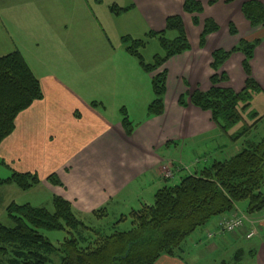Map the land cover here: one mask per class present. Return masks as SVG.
Masks as SVG:
<instances>
[{
    "label": "crops",
    "instance_id": "crops-1",
    "mask_svg": "<svg viewBox=\"0 0 264 264\" xmlns=\"http://www.w3.org/2000/svg\"><path fill=\"white\" fill-rule=\"evenodd\" d=\"M91 1L0 0V42H8V37L12 51L20 50L33 71L26 50L31 52L34 46L25 49L20 44V37L29 34L42 36L46 40L45 46L54 52L61 49L82 52L77 44L78 39L84 35L98 37L101 31V24L90 8ZM94 1L95 5L106 3L109 7L118 2ZM176 1L178 5L174 12H179L183 0ZM259 1L264 3V0ZM120 6L133 7L121 15L111 11L105 13L103 10L104 17L107 19L111 15L121 19L132 11H138V15L132 17L137 20L142 16L143 22L152 30L163 25L162 18L157 23L159 12L154 0H135ZM239 6L240 3H237L239 33L235 36L230 33L228 26V21L233 18V7L231 10L226 7L219 14L216 12L217 6L205 9V16L214 18L220 29L207 36L204 47H200L202 25H193L191 15L183 14L192 48L172 57L165 64L167 91L164 112L159 116L146 115L135 124V131L130 136L121 121H111L106 116L108 111L104 101H98L96 95L85 92L89 89H80L71 83L69 77L61 76L56 71L46 70L40 75L34 71L41 82L44 96L18 115L15 130L0 144L1 172L5 173L0 174V177L7 178L14 171L37 173L41 185L47 187L52 197H63L72 202L77 210L90 213L117 198L130 200L138 196L143 199V203L150 204L153 199L143 197L141 189L147 188L155 196L156 191L167 181L169 172H172L171 177L174 175L172 180L178 182L174 173L181 170L180 165L189 168L188 173H192L215 160L234 155L242 147L241 140L233 142L224 139V133L213 121L210 111L190 103L187 107L181 106L179 99L187 92L196 89L208 91L211 88L214 51L232 50L241 39L256 38H260L261 42L255 49L251 69L261 91L254 95L253 100L256 96H264V25L253 27L238 12ZM68 38H72V41ZM69 41L75 44L69 47ZM35 43L39 47L40 42ZM94 49H97L95 53H99L101 47ZM108 52L107 58L110 60ZM121 58H124L123 55ZM99 59L97 55L93 63L99 64ZM244 59L242 52H235L224 64L222 70L228 74L229 82L223 83V86L231 87L236 92L244 89L247 78L243 68ZM50 67L54 68L52 65ZM95 102L98 105H93ZM187 144L193 147V153L199 157L190 167L172 158L169 153L172 146L180 148ZM207 148L211 151L208 152ZM166 149L167 155L164 153ZM199 160H203L205 165L198 168L195 165ZM52 174L58 176L61 185L49 182L48 178ZM128 190H131L130 195H126ZM262 191L264 193V187ZM235 213H238L237 210L224 217H232ZM251 217L254 225L247 223L244 233L234 236L221 231L218 222L223 217H215L187 240L184 259L163 255L156 264H197L189 260L195 256V249L201 252V247L214 250L220 249V246L226 247L228 251L239 248L254 251V256L248 257L246 264H264V209ZM252 228L256 234L248 239L247 232ZM242 238L256 239L246 245Z\"/></svg>",
    "mask_w": 264,
    "mask_h": 264
},
{
    "label": "trees",
    "instance_id": "trees-1",
    "mask_svg": "<svg viewBox=\"0 0 264 264\" xmlns=\"http://www.w3.org/2000/svg\"><path fill=\"white\" fill-rule=\"evenodd\" d=\"M216 1L210 0V3ZM132 7L114 3L110 11L121 15ZM184 10L193 16L195 25L201 24L199 16L204 8L199 0H185ZM242 10L253 27L264 25L263 2H246ZM219 29L213 19L205 20L200 47L205 46L209 34ZM169 31L176 32L175 38L166 36ZM230 33L234 36L239 33L233 23L230 24ZM147 38H157L165 52L164 55L156 54L151 63L145 61L141 52L147 45L146 40L125 35L123 41L127 52L136 56L143 69L152 76L154 99L147 114L152 117L161 115L165 109V64L192 46L180 15L168 17L166 30H151ZM260 42V38L241 39L232 50L214 51L211 88L187 92L179 99L181 106L187 107L190 103L210 111L213 121L231 141L241 140L242 147L238 152L182 175L178 182H172L174 175L167 177L152 203L131 210L132 225L125 230H120L119 226L129 218L126 214L121 213L119 219L105 223L110 216L112 200L88 214L76 211L70 201L60 196L52 197L53 210L12 202L7 207V214L13 225L0 223V264H156L163 255L184 259L190 236L215 217L235 212L241 200H248V214L262 211L264 134L256 131L264 114L249 110L254 95L261 91L251 69ZM235 52L245 55L243 68L247 78L240 92L223 86L229 82V76L222 68ZM43 96L41 82L20 50L0 56V144L15 130L18 115ZM121 122L127 135H132L137 125L127 115ZM241 122L237 131L230 133ZM179 167L183 169L181 165ZM48 180L54 185L62 184L56 174L49 176ZM40 183L39 175L32 172L14 171L7 178L0 177V186L15 184L22 190ZM46 231H64L67 235L61 243H55L44 233ZM253 256L254 251L239 248L229 264H243L244 259Z\"/></svg>",
    "mask_w": 264,
    "mask_h": 264
},
{
    "label": "rangeland",
    "instance_id": "rangeland-1",
    "mask_svg": "<svg viewBox=\"0 0 264 264\" xmlns=\"http://www.w3.org/2000/svg\"><path fill=\"white\" fill-rule=\"evenodd\" d=\"M115 1H118V5H127L128 3H132L135 0ZM199 1L202 3L204 8L202 14H200L199 16L201 22L200 25H202V28L204 27V22L207 19H213L219 25V23L214 18L205 16V9L217 6L216 12L219 14L221 11H224V8L229 7L231 10L233 7V18L228 21V26L230 29L231 23L235 24L237 28L239 27L236 20L237 3H240V10H238V12L245 16L242 7L244 3L252 0H217L213 4L210 3V0ZM94 2V0L91 1L90 8L94 12L93 16L97 17L98 22L101 24V31L98 37L84 35L78 39L77 44L80 45L82 52L77 53L75 52V50H70L69 47L75 44L73 42L71 43L70 41L67 43V46H69V50L61 49L58 52L50 51V48H47L45 46V38L38 35L30 36L29 34L28 36L20 37V44L25 47V49H27L26 47L34 46L31 47V52H28V50H26V54L29 57L32 67L36 73L40 75L46 70L49 72L56 71L61 76L69 77L72 81L71 83H75L80 89H89L85 92L89 95H96V97L98 98L96 100L104 101V103H106L104 104L106 110L108 111L106 113V116L111 121H122L124 115H127L129 119L136 124L143 120L148 114V107L154 98V91L151 81V75L143 69L136 56H133L132 54L127 52L126 43L123 41V37L125 35H130L135 39H144L147 41V45L141 49V52L145 58V61L148 63L153 62L154 56L156 54L164 55V49L157 38H147L148 33L152 29L147 26V23L143 22L142 16L141 18H137V20L135 17H132L134 15H138V11H132L131 13H129V15L121 17V19H119V17L111 15H108L109 18L106 19L102 11L104 10L105 13H109L110 7L106 6V3L98 6L95 5ZM154 2L158 7L156 8V10L159 12V16H157V23H160L161 18L163 20L162 27L155 29L156 32L166 30L168 17L180 15L183 18V14H188L184 10L185 0H183L181 4L179 12H174L177 9L178 5L176 0L173 2H171L170 0H154ZM190 18L191 23L195 25L192 15ZM166 36L173 39L176 36V32L169 31L167 32ZM187 37L189 39L188 34ZM68 39L72 41V38ZM7 40L8 42H5L6 40L2 41V43L0 42V56L12 51V48L10 46L11 41L10 39H8V37ZM35 42H40V44L38 45L39 47H37ZM95 47H101V49L98 50L99 53H95L97 51V49H94ZM103 47H106L107 49L105 50L103 49ZM114 47L115 49H112ZM109 50L110 52H108ZM107 52L110 55V60H108L107 58ZM97 55L100 56V59L98 60L99 64L93 63L94 58ZM121 55H123L124 58H121ZM51 65L54 66V68H51ZM249 110L250 112H259L261 115L264 114V96H256ZM249 110L247 112H249ZM246 119L250 123L253 122V120H250L249 118ZM242 123L243 122L237 124L233 129H231L230 133H234L235 131H237ZM256 132L261 135L264 134V119L260 121L259 125L257 126ZM224 139L230 140L226 134H224ZM183 146L185 147V145ZM183 146L180 148H175L174 146H172L169 153L172 158L174 157L175 159L183 161L184 165H187L188 167L193 166L192 162H196L197 158L199 157L195 156L192 150L193 147L190 144H187L185 148ZM208 146L211 147V144H208ZM207 149L208 152L211 151V149ZM164 153L167 155L168 150L166 149ZM196 164L197 165L195 166L198 168L205 165L203 160H199V162ZM1 169L2 167L0 165V174H5L1 172ZM188 172H190L189 168L183 167L181 171H176L174 173L176 175L175 179H179L182 174H186ZM171 174L172 172L167 173V177L171 178ZM172 182L175 181L172 180ZM3 186L4 187L2 188L0 187V223L2 224L8 226L13 225L7 214V207L12 202H16L19 204L30 203L34 206H45L50 210L54 209L52 203V194L47 189V187H44V185H41V183L28 190H22L15 184H6ZM131 190H128L126 195H130ZM141 192L143 193V197L149 200L153 199L154 201V194H152L151 190L145 188L143 191L141 189ZM124 199L117 198L116 200L112 201L113 204L110 209V216L105 219V223H111L119 219V215L121 213L128 215L129 218L127 219V221L122 222L119 226L120 230L129 229L131 227V210H133L134 208L139 209L144 204L143 199L138 198V196H134L130 200L128 198ZM248 203L249 202L247 199L241 200L237 204L238 213H235L233 215L243 217L245 226L247 225V223L254 225V221L251 220V215L247 213ZM75 210L83 214H88L85 212H81L76 208ZM244 228L236 232L227 234L234 236L236 233H244ZM44 233L50 238L51 241L55 243H61L67 235L64 231H46ZM248 239L242 238L243 242L246 245L250 243L252 244V242H254L256 238L252 240ZM200 249L201 252H198L199 250L195 249V256L193 258H189V260H191L193 263L229 264L232 260L234 252L236 251H233L231 249V251H228L226 247L221 246L220 249L214 250H212L211 248L209 249L202 247ZM247 259H244L243 264H246V262L248 261Z\"/></svg>",
    "mask_w": 264,
    "mask_h": 264
},
{
    "label": "built area",
    "instance_id": "built-area-1",
    "mask_svg": "<svg viewBox=\"0 0 264 264\" xmlns=\"http://www.w3.org/2000/svg\"><path fill=\"white\" fill-rule=\"evenodd\" d=\"M219 228L227 233H233L245 227L244 218L241 216H232L229 218H222L219 220ZM256 234V230H250L247 234V237L251 238Z\"/></svg>",
    "mask_w": 264,
    "mask_h": 264
}]
</instances>
